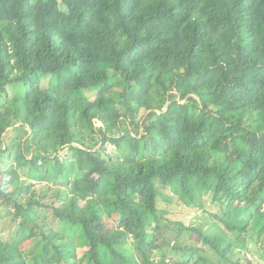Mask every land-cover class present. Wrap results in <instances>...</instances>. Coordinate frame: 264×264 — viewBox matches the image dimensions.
<instances>
[{"label": "trees", "instance_id": "trees-1", "mask_svg": "<svg viewBox=\"0 0 264 264\" xmlns=\"http://www.w3.org/2000/svg\"><path fill=\"white\" fill-rule=\"evenodd\" d=\"M2 218L0 264H264V0H0Z\"/></svg>", "mask_w": 264, "mask_h": 264}, {"label": "rangeland", "instance_id": "rangeland-1", "mask_svg": "<svg viewBox=\"0 0 264 264\" xmlns=\"http://www.w3.org/2000/svg\"><path fill=\"white\" fill-rule=\"evenodd\" d=\"M13 93L11 91H9V97L12 95ZM157 101V98L152 95L147 99V103L148 104H155V102ZM98 126H100V124H98ZM11 129H8L6 131V133L4 134V139L7 141L9 136L11 135L10 133ZM62 154L60 153V156ZM8 165L11 164V159L10 158H6L4 159ZM50 190V189H49ZM50 193H53L52 191H49ZM165 194H168L171 198H172V202L171 203H166L164 201H159V208H163L166 209L168 211V214L165 216L166 219L172 220V221H179L182 222L185 226H203L206 223V214L205 212H203L201 209L199 208H190V207H186L184 205H182L178 200L177 197L173 196L171 193H169V191H166ZM208 197H205V201L208 203ZM54 219L52 218V216H50L47 219V223L50 225H53L54 223H52ZM6 222L5 218L0 219V228L3 227L5 228V234L11 236L12 238H14L15 236L13 235L15 233V227L13 226H9L8 223H4ZM5 225V226H3ZM55 226V225H54ZM56 227V226H55ZM15 241H17V238L15 237L14 239ZM258 244V245H256ZM249 247L253 250H257L260 247V242L259 241H255V242H250ZM21 248L24 250V254L27 257V253H28V248H29V242L26 243H22L21 244ZM246 257L249 258L251 260V262L253 264H255V262H262V260L258 259V256H253L250 253L246 254Z\"/></svg>", "mask_w": 264, "mask_h": 264}]
</instances>
